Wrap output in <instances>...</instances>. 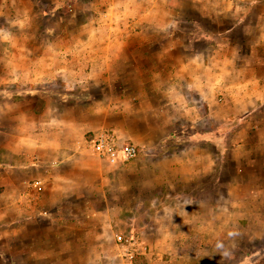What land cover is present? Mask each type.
Masks as SVG:
<instances>
[{"label":"rangeland","instance_id":"rangeland-1","mask_svg":"<svg viewBox=\"0 0 264 264\" xmlns=\"http://www.w3.org/2000/svg\"><path fill=\"white\" fill-rule=\"evenodd\" d=\"M153 2L0 0V144L17 125L3 106L15 98L60 111L53 119L92 126L87 136L113 131L140 147L134 162L109 171L121 190L118 200L137 205L115 221L122 236H141L154 216L189 238L184 253L205 256L201 264H264V0ZM124 32L130 37L119 38ZM219 45L224 50L212 57L227 64L220 103L212 106L220 116L204 120L208 104L186 113L190 73L180 67L181 48ZM30 48L35 53H23ZM35 61L56 70L41 82L12 81L16 68ZM235 85L240 102L232 110L226 98ZM248 90L254 104L247 103ZM19 121L21 128L30 122ZM157 210L164 216L151 213Z\"/></svg>","mask_w":264,"mask_h":264},{"label":"crops","instance_id":"crops-1","mask_svg":"<svg viewBox=\"0 0 264 264\" xmlns=\"http://www.w3.org/2000/svg\"><path fill=\"white\" fill-rule=\"evenodd\" d=\"M238 1L232 0V5ZM157 4L155 0L152 3ZM160 5L168 4L165 1ZM141 33L138 30L134 36L139 37ZM127 37L130 34L124 32L119 38ZM106 38L111 39L112 34ZM107 49L112 53L111 47ZM181 49L185 58L180 67L190 73L186 92L192 104L186 113L195 115L194 105L208 104L210 112L202 119H209L208 115L211 118L220 116L212 104L220 103L216 95L222 87L221 71L226 69L227 62L215 61L212 52L219 55L224 47L219 45L212 50L207 46H187ZM22 50L35 53L32 48ZM165 69L172 72L175 67L167 61ZM15 70L13 82L18 79L15 83H37L56 68L54 65L40 66L35 61ZM208 71L216 72L214 79L208 77ZM151 83L152 99L156 96L153 91L156 84ZM253 84L248 81L245 86L249 89L248 85ZM230 91L231 99L226 98V101L234 104L233 110L240 102V90L235 85ZM245 97H248L247 103L256 101L251 90L246 91ZM30 103V100L19 102L15 98L3 105L6 106L4 115L17 125L8 128L12 137L0 144V264H201L207 259L184 253V248L191 244L189 238L181 235L176 225L170 224L165 229L154 216L140 230L147 251L132 262L123 259L117 243L121 230L116 229L115 221L120 215L134 213L137 205L134 201L123 204L118 200L121 190L116 189V179L109 173L115 166L83 156L87 155L84 149L86 133L94 128L76 121L53 119L60 111L56 110L55 114L53 109L40 111L35 105H28ZM140 103L144 107L142 100ZM142 111L146 116L153 113V109ZM23 116L30 121L25 128L20 127L19 119ZM13 140L17 142L12 143ZM37 186L42 190L38 191ZM164 210L177 212L171 208ZM151 213L164 216L162 210Z\"/></svg>","mask_w":264,"mask_h":264},{"label":"built area","instance_id":"built-area-1","mask_svg":"<svg viewBox=\"0 0 264 264\" xmlns=\"http://www.w3.org/2000/svg\"><path fill=\"white\" fill-rule=\"evenodd\" d=\"M84 149L101 162L121 167L134 162L140 155V147L134 142L120 138L115 132L102 130L89 134L84 141ZM38 191L42 190L37 186ZM117 243L123 259L132 262L147 251L140 236L125 237L119 235Z\"/></svg>","mask_w":264,"mask_h":264}]
</instances>
